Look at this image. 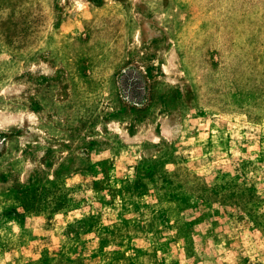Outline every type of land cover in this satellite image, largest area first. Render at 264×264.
Segmentation results:
<instances>
[{
	"label": "rangeland",
	"instance_id": "374dc122",
	"mask_svg": "<svg viewBox=\"0 0 264 264\" xmlns=\"http://www.w3.org/2000/svg\"><path fill=\"white\" fill-rule=\"evenodd\" d=\"M0 264H264V0H0Z\"/></svg>",
	"mask_w": 264,
	"mask_h": 264
}]
</instances>
